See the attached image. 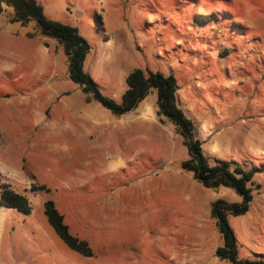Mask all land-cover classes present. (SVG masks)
<instances>
[{
	"label": "rangeland",
	"instance_id": "374dc122",
	"mask_svg": "<svg viewBox=\"0 0 264 264\" xmlns=\"http://www.w3.org/2000/svg\"><path fill=\"white\" fill-rule=\"evenodd\" d=\"M36 1L78 28L87 73L116 102L135 69L174 75L209 162L255 173L248 212L228 221L238 258L264 259V0ZM12 16L0 14V194L25 196L32 211L0 206V264H229L214 255L210 208L240 197L180 169L187 151L155 92L111 114L69 80L56 41ZM48 200L90 257L55 234Z\"/></svg>",
	"mask_w": 264,
	"mask_h": 264
},
{
	"label": "trees",
	"instance_id": "16d2710c",
	"mask_svg": "<svg viewBox=\"0 0 264 264\" xmlns=\"http://www.w3.org/2000/svg\"><path fill=\"white\" fill-rule=\"evenodd\" d=\"M6 8H11L13 11L10 22L19 23L23 27L35 22L42 37L52 39L62 47L69 80L111 114L122 116L132 111L151 91H154L157 114L167 118L176 127L186 148L188 157L180 163V169L191 173L193 179L207 189L228 188L240 197L239 203L227 204L221 199L211 203L210 216L215 220L222 239L221 245L215 249V257L229 264H264V259L238 258L236 238L228 221L231 216H242L248 212L252 201L249 184L252 183L255 173L232 162L216 161L214 164L209 162L203 153L195 124L177 104L176 79L172 73L163 74L159 71L142 69L131 71L126 78L127 89L122 94L121 101L116 102L103 95L87 73L85 61L90 46L77 27L49 19L36 0H0V14ZM0 200L2 203L0 206L14 209L24 215H29L32 211L25 196L8 189L0 194ZM44 215L55 234L70 250L85 257L91 256L87 244L71 235L63 216L52 200L45 202Z\"/></svg>",
	"mask_w": 264,
	"mask_h": 264
},
{
	"label": "crops",
	"instance_id": "0c3cea01",
	"mask_svg": "<svg viewBox=\"0 0 264 264\" xmlns=\"http://www.w3.org/2000/svg\"><path fill=\"white\" fill-rule=\"evenodd\" d=\"M218 259V258H217ZM184 260H186V259H184ZM221 261V260H220Z\"/></svg>",
	"mask_w": 264,
	"mask_h": 264
},
{
	"label": "bare ground",
	"instance_id": "6f19581e",
	"mask_svg": "<svg viewBox=\"0 0 264 264\" xmlns=\"http://www.w3.org/2000/svg\"><path fill=\"white\" fill-rule=\"evenodd\" d=\"M85 176H87V175H85Z\"/></svg>",
	"mask_w": 264,
	"mask_h": 264
}]
</instances>
